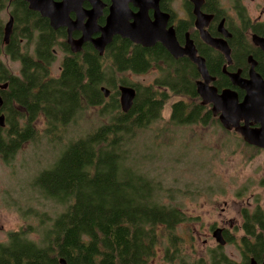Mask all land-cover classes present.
Here are the masks:
<instances>
[{
    "label": "trees",
    "instance_id": "trees-1",
    "mask_svg": "<svg viewBox=\"0 0 264 264\" xmlns=\"http://www.w3.org/2000/svg\"><path fill=\"white\" fill-rule=\"evenodd\" d=\"M7 10L14 23L5 44L2 13ZM66 39L63 30H52L48 20L31 11L24 0H0V57L20 66L16 75L0 61V84L6 85L0 90V116H4L0 159L9 164L25 145L39 142L42 134H38L35 122L42 119L43 135L50 143H62L67 137L57 160L38 172L33 182L42 197L65 207L50 227L51 245L59 244L62 234L66 245H58L61 250L57 253L71 264H97L99 257V264H109L112 257L117 264H146L143 258L151 256L152 247L145 245V240L157 241L154 227L164 216L152 213L172 206L161 205L159 199L150 202V186L155 182L138 177L140 184L130 183L128 147L138 131L162 119L172 97L177 98L170 106L168 123L172 126L215 125L212 113L199 103L195 85L199 74L189 60H174L160 45L144 48L115 37L100 55L90 44L72 53ZM57 48L64 56L54 77L51 66ZM220 64V56L214 55L208 72L223 80ZM151 69L160 75L149 84L126 77ZM119 87L135 90L126 112L120 107ZM87 108H95L106 122L74 135L75 125L84 120ZM59 149L54 151L55 158ZM129 186L134 196L125 194ZM166 235L167 229L160 237Z\"/></svg>",
    "mask_w": 264,
    "mask_h": 264
},
{
    "label": "flooded vegetation",
    "instance_id": "flooded-vegetation-1",
    "mask_svg": "<svg viewBox=\"0 0 264 264\" xmlns=\"http://www.w3.org/2000/svg\"><path fill=\"white\" fill-rule=\"evenodd\" d=\"M52 1L53 3L61 2V0ZM90 1L81 2L77 17L83 20V18H89L90 11L95 13L97 29L94 28L93 39L99 38L101 32L97 33V30H101L106 25V20L110 16V8L115 1L117 3L116 14L123 11L122 9L126 6L127 11L131 12V16L135 15L133 18L140 11L136 4L142 3L141 0H122L123 4H119L121 0H95L94 4ZM146 1L149 2V0ZM155 1L158 3L160 10H158L159 18L157 28H155L156 36L165 38V35L168 34L167 38H169V34H173L176 45L181 51L191 41L196 56L203 59L210 79L208 87H213L218 94H223V106L229 105L227 110L232 109L227 111V114L231 117L226 114L223 124L220 120L223 110L215 115L213 105L211 103L203 104L201 99L198 98L199 103L212 113L215 124L223 132L226 143L228 139L236 141L227 148L232 150V153H238L241 156L248 152L249 162L255 156L264 154V138L261 137L264 134V0L257 3L255 7L256 16L250 13L245 5V0H196V4L201 2L199 16L196 13L194 14L195 0L181 1V15L177 11L176 0H151L149 5ZM248 1L255 2V0ZM72 2V5L76 6L79 0H72ZM99 6L101 7L99 8ZM119 6H122L121 10H119ZM97 8H99V14H97ZM74 12L75 10L70 11L69 16L72 20L76 18ZM62 13V10H58L59 16ZM6 14L8 18H12L8 10ZM119 17L115 16V18ZM148 18L151 22L154 21L152 8L148 10ZM200 18L203 25L197 26ZM49 22L50 20H48V24ZM85 22H87L86 19L83 20V24ZM131 23L132 20H129L128 24ZM83 24L79 22L81 30H83ZM57 30H63L65 36L68 37V27L55 29L54 31ZM81 30L71 31V38L77 40L82 37ZM200 30L203 33L200 34ZM89 37L91 38V34H89ZM115 37L128 40L118 35L113 38ZM163 38H161V42L158 41L151 47L160 45L173 58L163 44ZM167 38H165L166 44ZM204 39H207L208 43ZM86 44H91V42L84 43L82 47ZM67 46L71 50L68 44ZM91 46L93 45L91 44ZM73 50L76 51L77 49L73 48ZM214 55H219L221 58L219 68L223 80L220 77L211 76L208 72V62ZM173 59H187L197 70L196 65L188 57L183 56L182 58ZM199 82L203 83L200 74L195 82L196 92ZM218 83H220V86L217 85ZM241 131L258 134L261 142L250 143L246 141ZM255 187L258 189L256 192L253 191ZM206 191L212 194L213 188ZM233 196V199L230 197L223 200L218 206L215 202L213 207L202 210L201 215L205 217L204 219L202 216L198 217L197 215L189 218L185 217L182 210L176 206L155 210L152 214L162 212L161 214H164V216L159 217L161 221L154 227V229L156 228L157 241L154 239L141 240L142 243L145 240V245L152 247L151 256L144 257L143 261L146 260V264H155L156 257L159 256L158 252L162 251L163 264H264V222L263 225L259 223L261 222L259 213L264 219V207L260 200V197H264V176L259 178L256 183L247 182L245 185H240ZM133 209L135 210V208ZM140 209L141 211H148L147 208ZM149 211H151V208H149ZM149 213L151 214V212ZM169 215L171 216L169 217ZM54 221L51 222L50 227ZM191 223H194L193 227L187 229L191 231L188 248L191 249L193 254L191 257H185L184 251L181 253L182 249H180L183 247V239L180 241L172 238L171 243V236L173 237L172 232L176 231L179 226L184 225L183 230H186V224L190 225ZM246 226H250V228L247 229ZM50 227L46 228L44 225H40L34 230L32 227H24L17 223L14 229L7 230L6 233H3L4 238L0 239V264H71L70 260L68 263L66 258L64 259L57 253L61 250L58 245H66L62 234L58 238L60 239L59 244L51 245L53 230ZM3 229L4 225L0 224V230L3 231ZM39 229L44 230V236L38 232ZM166 229V236L168 237H160L162 231ZM18 236L22 237L18 238ZM51 247L52 249H50ZM159 247H162V249ZM36 249H38L37 254L34 253ZM194 253H197V255L195 256ZM100 259L101 257H99ZM99 260H97V264H99ZM109 262V264H117L118 260L116 261L112 257Z\"/></svg>",
    "mask_w": 264,
    "mask_h": 264
},
{
    "label": "rangeland",
    "instance_id": "rangeland-1",
    "mask_svg": "<svg viewBox=\"0 0 264 264\" xmlns=\"http://www.w3.org/2000/svg\"><path fill=\"white\" fill-rule=\"evenodd\" d=\"M181 1H175L180 15ZM259 1L255 0L252 3L245 0V5L253 16H256L255 7ZM2 16L6 24L9 20L6 12L2 13ZM55 56L51 66L52 76H57L59 73L63 53L57 48ZM0 61L14 74H19L17 62L4 56L0 57ZM159 75V72L151 69L143 75H126V77L134 83L149 84ZM176 100V97H172L165 105L162 119L152 122L147 130L136 133L135 140L128 147L127 177L130 183L137 185L140 184L138 177L151 181L152 184L159 183L150 186L151 203L159 199L161 205L180 208L185 217L197 215L204 219L205 217L201 215L202 210L213 207L215 202L218 206L223 200L230 197L233 199L240 185H245L247 182L256 183L264 176V154L255 156L249 162L248 152L242 156L232 153L227 146L236 141L228 139L226 143L223 132L216 124L207 127L196 125L192 128L172 126L168 123V118L170 106ZM85 112L84 120H80L75 125L77 129H74V135L80 130L95 128L106 122L95 108H87ZM35 126L38 134H42L38 136L39 142L25 145L9 164H4L0 159V224L4 225L3 231L0 230V239L4 238L3 233L14 229L17 223L24 227H32L34 230L40 225L49 228L51 222L65 211L64 206L42 197L33 182L38 172L48 168L57 160L61 151L59 148L61 144L64 147L67 137L62 143H50L43 135L44 121L38 119ZM51 146H54V150ZM58 149L55 158L54 151ZM212 188L213 192L209 194L206 190ZM253 191L256 192L258 189L255 187ZM125 194L135 195L132 193V188L126 189ZM144 200L140 199L139 202ZM260 200L264 207V197H260ZM25 208H29L30 211ZM19 210L23 211L19 212ZM190 225L186 224V230H183L184 225H181L172 232L173 238L178 237L180 241L183 239V247L180 249H182L181 253L184 251L185 257H191L193 254L188 248L191 231L187 229L193 227L194 223ZM38 232L42 236L45 235L42 229ZM158 254L155 264H163L161 257L163 252L160 251ZM194 255L196 256L197 253Z\"/></svg>",
    "mask_w": 264,
    "mask_h": 264
},
{
    "label": "water",
    "instance_id": "water-1",
    "mask_svg": "<svg viewBox=\"0 0 264 264\" xmlns=\"http://www.w3.org/2000/svg\"><path fill=\"white\" fill-rule=\"evenodd\" d=\"M24 1L28 4V7L31 11L37 12L40 14L42 18H47L48 20H50L49 24L52 30L63 28V27H68L67 44L71 48L72 53H75V52L78 53L79 51H81L80 49L82 48V45L84 43L91 42V44L93 45L92 47H94V49L97 50L98 53L101 55L103 54L105 47H107L111 43L113 37L117 35L124 39L127 38L133 44L141 45L144 48L151 47L158 41L161 42V38H163L162 36H159L158 38L155 34V28H157V20L159 18V11H160L158 7V3L156 1L153 2V4L149 5V2H151V0H149V2H147L146 0H141L143 4L142 3L136 4V7L138 6L140 11L137 12L135 18H133V16L135 15L131 16V12L127 11V8H125L126 6L122 9L123 11H119L118 12L119 14H116L115 9L117 8V3L115 1L114 4L110 8V16L106 20V25L103 28H101V30H97V33L101 32L98 39L97 38L93 39V36H92L93 34H95V30L97 29L95 13L93 11H90L89 18H83V20L85 19L87 20L85 24H83V20H81L82 18L77 17L79 13V8H81V2L85 0H79L76 6H72L73 2H71V0H61V2L59 3H53L52 0H24ZM39 2H41L42 4L40 5ZM90 2L94 4L96 1L91 0ZM43 3H45V6L43 5ZM196 3L197 2L195 0L194 14L196 13L197 16H199V8L201 5V2H199L198 4ZM119 4H123L122 0L121 2H119ZM100 7L101 6H99V8ZM121 7L122 6H119V10H121ZM53 8H55L56 10ZM99 8H97V14H99ZM151 8L154 11V17H155L153 22H151L150 19L148 18V10ZM58 10H62L63 13L61 16H59ZM73 10H75L74 13L76 14V18L74 20H72L69 16L70 11L73 12ZM128 15L131 16V18H129ZM115 16H120V17L115 18ZM129 20H132L131 24H128ZM79 22L83 24V30H81V26H79ZM133 22L135 23L134 26H133L134 24ZM12 25H13V19L9 18L8 22L4 26L5 44H7L8 39L12 33ZM198 25L199 26L203 25L201 18L197 26ZM131 26H133V31L131 30ZM143 26L147 28V34ZM153 26L155 27L153 28ZM89 28H91L93 32H91ZM77 29L81 30L83 36L77 40H73V38H71V31L77 30ZM150 30L153 32H151ZM201 33H203L202 30H200V34ZM89 34H91V38L89 37ZM167 37H168V34L165 35V38ZM165 38H163V44L166 46L168 52L173 56V58H179V57L182 58L183 56H185V57H188L190 61L196 65L197 72L201 75L203 79V83L199 82L197 84V94L199 96V99H201L203 104L211 103L213 105V110H215V115L218 114L221 110H223V113L220 115V120L224 124V121H225L224 119L227 114V111H231L232 109L227 110L229 105L223 106L224 104L223 94L221 93L218 94L216 89H214L213 87H208L210 79H209L207 70L205 68L203 59L196 56V51H195V48L192 42L189 41L186 44L187 46L185 47V49L181 51L178 45H176V42H175L176 40L173 37V34L171 35L169 34V38H167V44L165 43ZM204 40L207 42V39H204ZM73 48H76L77 50L75 51L73 50ZM225 54L227 53L225 52ZM0 88L4 89L6 88V85L3 86L2 84H0ZM102 90L104 91L105 96L108 97V92L106 88H102ZM134 97H135V90L133 88L119 87V103H120V107L122 111L126 112L131 108ZM1 104L2 102L0 98V107H1ZM3 126H4V116L1 115L0 116V127H3ZM241 133L245 137L246 141L250 143H260L261 142V140H259L258 138V134L255 135L256 133L249 134L244 131H241ZM261 137L264 138V134L263 136L261 135Z\"/></svg>",
    "mask_w": 264,
    "mask_h": 264
},
{
    "label": "bare ground",
    "instance_id": "bare-ground-1",
    "mask_svg": "<svg viewBox=\"0 0 264 264\" xmlns=\"http://www.w3.org/2000/svg\"><path fill=\"white\" fill-rule=\"evenodd\" d=\"M71 2H72V0H71ZM39 4L41 5L42 3L41 2H39ZM43 5L45 6V3H43ZM48 6V5H47ZM52 6V5H51ZM72 6H74V5H72ZM53 7V6H52ZM53 9H55V8H53ZM56 10V9H55ZM57 15V14H56ZM50 17V16H49ZM51 18V17H50ZM52 19V18H51ZM135 25V23L133 24V26ZM133 26H131V30L133 31ZM144 27V30H145V32H146V34H147V28L145 27V26H143ZM155 26H153V28H154ZM135 28H136V26H135ZM151 31V30H150ZM151 32H153V31H151ZM155 33H156V30H155ZM246 105V104H245ZM244 108H246V107H244ZM230 117H231V115H229Z\"/></svg>",
    "mask_w": 264,
    "mask_h": 264
}]
</instances>
